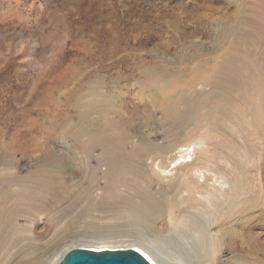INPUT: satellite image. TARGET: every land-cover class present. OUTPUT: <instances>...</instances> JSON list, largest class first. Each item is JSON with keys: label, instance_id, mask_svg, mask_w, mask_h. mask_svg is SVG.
Here are the masks:
<instances>
[{"label": "rangeland", "instance_id": "374dc122", "mask_svg": "<svg viewBox=\"0 0 264 264\" xmlns=\"http://www.w3.org/2000/svg\"><path fill=\"white\" fill-rule=\"evenodd\" d=\"M184 1L170 0L167 4L166 0H0V264H10L7 260L16 257L18 264H37L58 249L64 251L72 240L106 237H111L110 241L124 240V245L137 242L146 255L150 256V251L156 253L154 259L159 264H178L181 259L190 264H208V259L213 264H264V61L260 58L258 63L242 68L240 77L224 83L225 89L233 88L229 103L238 112V119L233 122L234 115L228 114L221 123L239 126L241 131L200 134L208 148L200 144L196 161L210 160L201 169L207 170L208 164L215 167L214 162L219 160L233 176L245 181L237 199L220 209L214 206L217 220L210 227L215 235L213 247L190 230L204 224L206 221L201 220L205 216H211L202 207L190 208L185 202L181 206L198 219L195 224L178 227L193 236L175 239L178 247L190 242L184 251L186 258L180 253L168 257L157 248L164 236L174 233L157 231L158 225L168 227L169 215H164L146 235H140L137 230H130L131 223H122L128 219L112 216L118 214L117 210L91 207L95 193L112 191L105 188L104 179L93 191V179L103 177L105 168L99 163L98 148H91L90 154L85 151L88 145L81 129L87 120L86 97L91 90L103 88L109 102H113L109 103L111 112L119 109L118 113L128 116L131 125L118 138L141 134L147 143L145 148L154 154L159 153V146L170 144L175 133L172 125L150 123L134 129L136 122L141 121L137 116L140 109L150 106L154 95L163 91L161 78L147 71H159L160 64L173 71L181 55H187L190 48L187 57L191 59L196 47L211 48L216 36L212 23L220 24L226 11H216L205 27L209 32L204 35L181 36L166 22L170 18L160 15ZM245 3L248 12L259 7L256 0ZM231 12L230 9L228 13ZM190 14L186 10L180 15L182 24L192 21ZM246 17L251 18L248 13ZM208 18L204 16L205 20ZM163 23L167 30L162 33ZM240 47L250 53L254 50L253 44L246 42ZM234 56L245 58L235 52ZM228 76L224 71L221 78L227 80ZM255 108L262 110L259 119L254 118ZM160 116L155 113L153 118L158 120ZM96 117L97 113L90 115L91 125ZM188 131L183 129L179 139H184ZM127 153L133 162L137 160L133 144ZM156 162L151 157L146 159L150 166ZM60 168L61 172L52 173V169ZM47 169L54 176L53 181L39 174ZM120 181L128 185L125 180ZM34 182H47L50 192L36 195L37 191L32 192ZM145 186L143 183L140 188ZM107 202L110 208L116 206ZM230 212L231 217L219 223ZM177 214L175 209L174 217ZM32 248L33 253L19 256Z\"/></svg>", "mask_w": 264, "mask_h": 264}, {"label": "bare ground", "instance_id": "6f19581e", "mask_svg": "<svg viewBox=\"0 0 264 264\" xmlns=\"http://www.w3.org/2000/svg\"><path fill=\"white\" fill-rule=\"evenodd\" d=\"M169 1L166 0V3L169 4ZM256 2L259 7L253 8L251 5L253 9L248 12V6L245 9V0H185L184 3L175 5L172 11L160 15L163 19L169 17L170 19L166 22L171 24L174 31H178L181 36L196 38L197 34L204 35L209 32L205 27L208 26L210 18L215 16L216 11L222 12L226 9L224 11L225 16L220 17V24L212 23L215 28L213 29L216 30V36L211 48L196 47L191 55L192 59L187 57L191 52L190 48L187 55H181L173 71L164 64L165 62L163 63L165 66H161L162 64L159 63L161 67L159 71H147L149 75L161 78L163 91L154 95L155 98L150 106L140 109L137 116L141 118V121L136 122L134 129L144 128L146 124L150 123L160 126L172 125L174 127L172 131L175 132L172 142L166 146H159V153L154 154L150 148H145L147 143L141 134L136 137L124 135V139L118 138L120 134L126 133L131 122L125 113H118L119 109L111 112L112 107L109 103L113 104V102H109V96L103 88L97 87L95 90H91L86 97L88 100L85 102L84 115L87 120L81 129L84 143L88 145V149L85 151L90 154L91 148H98L100 150L99 163L105 168L103 177L96 176L93 179V191L95 193V189L100 184V179H104L105 188L112 191L103 194L101 190L95 193L91 207L95 210H100L98 209L99 206H103L106 210H117L118 214L115 216L112 214V216L117 220L128 219L122 223H131L130 230L135 229L140 235H146L150 228L152 229L154 225L162 221L161 218L164 215H169L170 219L166 221L168 227H162V224L157 226V231L160 234L162 231L174 232L171 236L162 235L164 236L161 239L162 243L157 247L160 253H165L168 257L169 255L174 257L172 255H177V253L184 254L187 244L190 243L186 242V244L178 247L176 238L188 239L193 237L189 236L192 235L189 231L178 227L185 223L195 224L198 221L190 210L181 208L184 202L190 208H205L211 215L210 217L205 216L201 220L206 221L204 224L190 230L196 237L206 241L209 247H213L215 235L210 227L217 220V212L214 210V206L216 205L217 209H220L232 203L240 196V187L245 183L243 179L239 180L236 175L233 176L232 171L223 166L219 160L214 162L215 167L208 164L207 170L201 169L200 166L210 163V160L201 158L203 162L199 163L196 161V155L201 143L206 144L208 148V142L200 134L212 132L215 134L220 130L225 132L227 129L239 133L242 129L239 126L233 127L221 123L228 114L234 115L233 122L238 119V112H234L229 103V99L234 94L233 88L225 89L224 83L228 82L230 78L240 77L241 69L250 66L251 63H258V58L264 61V0H256ZM258 2H262V4L260 5ZM230 9L232 12L228 13ZM186 10L191 13L192 21L190 20L189 24H182L180 20L182 16L180 17V15H183ZM247 13L250 14V19L246 17ZM206 15L209 17L208 20L204 19ZM165 29L167 30V26L163 23L162 33ZM245 42L248 45L253 44L254 50L251 53L241 49L240 44ZM209 43L211 42L209 41ZM233 51L237 54H243L245 58L237 59ZM245 62L249 65H245ZM186 71L189 72L188 76H186ZM224 71L229 75L227 80L221 78ZM259 83L261 84V81ZM167 91L171 93L166 94ZM93 112L97 113L98 117L91 125L89 117ZM142 112L147 115H142ZM109 113H112L113 116H110ZM155 113L161 115L158 120L153 118ZM253 115L255 119L261 118L263 116L262 110L255 108ZM97 127L100 129H96ZM183 129L189 131L186 137L180 140L179 133ZM111 130H116L117 133L114 134ZM124 141H126L125 145ZM130 144H133V156L137 158L135 162L127 153ZM209 147L212 148V144H209ZM150 157L158 161L154 166L146 163V159ZM167 163H169L168 166H166ZM176 168L180 169L178 173L173 172ZM57 171L61 172V168L52 169V173ZM47 173L48 169L42 173L39 172V174L49 178V181H53L52 173ZM41 175L37 178H41ZM154 175L155 177H153ZM120 180H125L128 185L121 183ZM46 183L34 182L32 192L37 191L36 195L39 192L49 193L50 184ZM143 183L146 186L140 188ZM107 201L116 204V206L114 208L108 207ZM175 209L178 210L176 217H174ZM232 213L230 212L219 219V223L229 219ZM145 235L143 238L146 240ZM106 238L72 240L69 242L70 244L68 243L69 245H66L64 251L58 249L46 260L37 264H57L72 247L98 250L134 248L144 254L153 264L157 262L154 257L158 255L151 251L150 256L146 255L145 250L144 252L137 247V242H129L124 245V240L110 241L111 237ZM138 239L141 240L142 237L140 236ZM33 252L34 249L32 248L20 252L19 256L26 257L25 255ZM152 253L153 257H151ZM181 256L187 257L186 254ZM179 258L181 259L180 256ZM17 259L18 257L10 258L7 261L12 264ZM184 261L181 259V263L178 264L191 263L189 261L187 263V259ZM206 262L213 264L210 259ZM16 263L18 264V261Z\"/></svg>", "mask_w": 264, "mask_h": 264}, {"label": "water", "instance_id": "95a60500", "mask_svg": "<svg viewBox=\"0 0 264 264\" xmlns=\"http://www.w3.org/2000/svg\"><path fill=\"white\" fill-rule=\"evenodd\" d=\"M57 264H153L134 248L94 249L72 247Z\"/></svg>", "mask_w": 264, "mask_h": 264}]
</instances>
